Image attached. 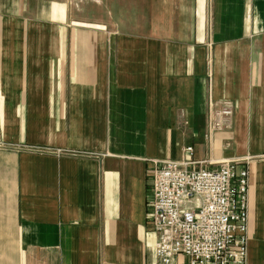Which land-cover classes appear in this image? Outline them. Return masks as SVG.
Here are the masks:
<instances>
[{
  "label": "crops",
  "instance_id": "crops-1",
  "mask_svg": "<svg viewBox=\"0 0 264 264\" xmlns=\"http://www.w3.org/2000/svg\"><path fill=\"white\" fill-rule=\"evenodd\" d=\"M246 159L264 264V0H0V264H158L159 164Z\"/></svg>",
  "mask_w": 264,
  "mask_h": 264
},
{
  "label": "built area",
  "instance_id": "built-area-1",
  "mask_svg": "<svg viewBox=\"0 0 264 264\" xmlns=\"http://www.w3.org/2000/svg\"><path fill=\"white\" fill-rule=\"evenodd\" d=\"M233 115L228 102L211 111L209 132L228 129ZM247 164V159L225 162L217 171H188L173 161L159 164L147 204L158 264H173L179 257L186 258L184 264H247Z\"/></svg>",
  "mask_w": 264,
  "mask_h": 264
},
{
  "label": "rangeland",
  "instance_id": "rangeland-1",
  "mask_svg": "<svg viewBox=\"0 0 264 264\" xmlns=\"http://www.w3.org/2000/svg\"><path fill=\"white\" fill-rule=\"evenodd\" d=\"M187 207H189V208H192V207H193V205H192V204H188V205H187Z\"/></svg>",
  "mask_w": 264,
  "mask_h": 264
}]
</instances>
